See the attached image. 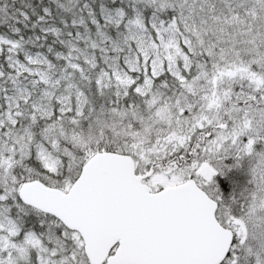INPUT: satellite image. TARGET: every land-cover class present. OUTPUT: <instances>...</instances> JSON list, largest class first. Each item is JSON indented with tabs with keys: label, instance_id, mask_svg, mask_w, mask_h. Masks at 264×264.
<instances>
[{
	"label": "snow or ice",
	"instance_id": "obj_1",
	"mask_svg": "<svg viewBox=\"0 0 264 264\" xmlns=\"http://www.w3.org/2000/svg\"><path fill=\"white\" fill-rule=\"evenodd\" d=\"M0 264H264V0H0Z\"/></svg>",
	"mask_w": 264,
	"mask_h": 264
}]
</instances>
